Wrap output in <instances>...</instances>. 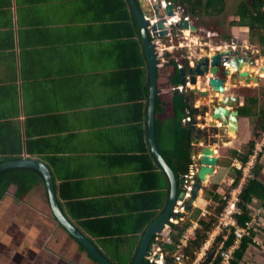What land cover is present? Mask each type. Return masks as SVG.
I'll use <instances>...</instances> for the list:
<instances>
[{
	"label": "crops",
	"instance_id": "obj_1",
	"mask_svg": "<svg viewBox=\"0 0 264 264\" xmlns=\"http://www.w3.org/2000/svg\"><path fill=\"white\" fill-rule=\"evenodd\" d=\"M127 1L0 0V164L24 158L45 163L62 212L111 264L134 263L145 232L171 196L150 145V77ZM180 53H170L172 58L158 66L157 99L163 106L156 111V140L174 172L176 134L189 126L182 111L199 120L190 107L202 110L205 101L191 90L208 89L199 78L197 86L188 82L175 95L183 80ZM226 87L232 88L229 82ZM240 102L243 106L242 96ZM252 138L251 120L240 117L238 135L214 145L219 167L207 177L196 209L211 207L207 188L217 186L221 197L235 188L236 173L224 163ZM258 168L264 185V147ZM183 177H177L181 187ZM16 191L11 185L0 200V264H97L56 219L45 183L21 197ZM248 208L254 230L243 264H264V208L258 199ZM189 216V211L180 215L183 221L176 225ZM168 233L166 226L163 234ZM187 245L172 258L185 261Z\"/></svg>",
	"mask_w": 264,
	"mask_h": 264
},
{
	"label": "water",
	"instance_id": "obj_2",
	"mask_svg": "<svg viewBox=\"0 0 264 264\" xmlns=\"http://www.w3.org/2000/svg\"><path fill=\"white\" fill-rule=\"evenodd\" d=\"M130 9L132 10L136 19L140 35L143 51L146 57L148 75L150 77V95H149V133L150 145L161 168L166 173L171 184V196L167 208L163 215L154 222L150 228L145 232L140 249L136 255L133 264H144L150 256L152 242L155 236L160 235L165 231L170 218H172L173 211L177 207L178 202H183L186 210L191 208L203 189L205 181L208 176H213L214 169L219 167V158L214 153V145L227 142L226 139L229 134L237 136L239 133V104L240 96L238 94L227 93L228 90L237 88L241 84L249 85L251 83H259V72L252 68L256 65L257 54L246 46L237 44V47L227 45L219 50L206 48L201 51L200 56L194 60V66L183 68L181 73L183 75L182 85L197 86L199 78L208 84L206 91H201L196 88L191 90L193 93L203 97L204 105L200 110L197 107H190L196 115H200V119H194L189 127L192 131V153L194 156L193 164L199 165V171L196 179V185L192 195L191 201L185 200L184 188L179 186L178 178L165 161L162 156L156 140V101L159 95L158 88V66L159 58L155 49V45L150 42L146 27L148 21L144 20V16L153 18H163L165 13L169 16L174 15L176 4L174 2L161 8V1L156 0L153 3H148L146 0H128ZM184 14L188 12L185 5ZM165 19L158 22L157 26L162 28ZM188 21L182 23L183 28H188ZM174 25L172 26V28ZM195 33L198 32L197 24L190 26ZM165 33H161L164 35ZM235 42H237L235 40ZM218 43V42H217ZM228 64V67H224ZM232 69V71H231ZM260 72H264V66H261ZM229 82L232 88L226 89V84ZM228 86V85H227ZM175 95H179V89H174ZM186 95V93H184ZM219 94L222 96H219ZM218 95V96H216ZM211 96V98H209ZM187 101L190 102V97L187 96ZM211 100V101H210ZM209 102V104L207 102ZM207 103V104H206ZM210 120L208 121V117ZM204 126L202 127L198 126ZM218 125L220 127L218 128ZM14 168H32L40 171L43 175L44 183L49 196V202L58 222L66 229V231L77 240L90 254L97 264H111L96 248V246L85 236H83L74 225L66 218L60 208L57 198L55 181L53 174L49 167L40 160L32 158H24L20 160L7 161L0 164V172ZM179 189L183 191L179 193ZM214 253H209L206 260L202 264H208ZM156 259H160L157 256Z\"/></svg>",
	"mask_w": 264,
	"mask_h": 264
},
{
	"label": "trees",
	"instance_id": "obj_3",
	"mask_svg": "<svg viewBox=\"0 0 264 264\" xmlns=\"http://www.w3.org/2000/svg\"><path fill=\"white\" fill-rule=\"evenodd\" d=\"M182 5H186L189 14L193 18H199L198 16L202 15H212L218 16L228 8L227 0H171ZM128 3V1H127ZM129 4V3H128ZM234 16L237 20H232L231 25H239L242 27H247L248 32L242 31L244 36H248L250 42L253 44L264 43V0H240L234 5ZM232 6V7H233ZM133 25L135 27V32L138 34L137 23L135 17L131 12ZM226 38L230 39L231 36L227 35ZM182 55H177L180 62L183 64L184 68L189 67V60L185 57L184 53ZM249 88V87H248ZM252 88V87H251ZM256 88V87H255ZM253 89H246L245 94L241 96L244 98V104L242 106L241 102L239 104L240 117L249 118L251 120L252 127V140L243 147L242 151H232L229 156V159L224 163L225 167L230 168L233 160H239L241 163L246 164L249 161L250 156L253 154L256 141L261 138V135L264 132V89L257 92ZM262 92V93H261ZM162 103L160 99L156 101V111L157 114L162 108ZM189 116L185 111H182V118ZM159 122H157V126ZM191 138L192 131L189 126L179 127L176 134V148L179 153L177 157V166H175V173L177 177L180 178V175L185 176L189 173V168L191 166V158L189 157V151L191 150ZM260 161V158H259ZM1 162V161H0ZM173 166V163H171ZM258 166L254 171L255 178L250 180L240 196L239 207L242 211V216H237V220L241 226H244L245 223L250 222V210L248 205L252 203L254 199H258L262 202V207L264 208V185L258 181ZM242 179L241 172L236 170L235 178V188L239 185ZM39 182L44 183L43 175L40 171L32 168H14L8 169L0 172V200L4 194L8 191L11 185L17 187V196H23L28 193L33 186ZM218 187L213 186L212 192L205 193V200L213 201L214 204H218V208L214 213L207 217H202V211L199 209L189 208L190 216L183 225H171L172 231L171 234L172 244H162L163 251L167 253L165 257L166 264H176V259L172 258L178 247L180 246L181 239L184 233L190 229L193 223H197L199 228L195 231L194 237L188 242V245L185 249L186 256H191L190 258L194 259V253H198L202 247L205 245L210 235L216 228V225L219 221L221 214L223 213L227 200L229 197V192L224 198H221L218 195ZM251 237L244 238L239 249L236 250L233 254V260L231 264H243L244 256L247 252L249 245L251 244ZM222 238H218V242ZM154 241V240H153ZM234 238L230 236L229 240L225 243V250H229L233 245ZM221 259L219 258L213 264H220ZM210 262L209 264H211ZM144 264H150L147 260Z\"/></svg>",
	"mask_w": 264,
	"mask_h": 264
},
{
	"label": "built area",
	"instance_id": "obj_4",
	"mask_svg": "<svg viewBox=\"0 0 264 264\" xmlns=\"http://www.w3.org/2000/svg\"><path fill=\"white\" fill-rule=\"evenodd\" d=\"M148 3H153L156 0H146ZM161 1V8L166 7L168 4L172 3L171 0H160ZM176 8L174 11V15L169 16L165 13L163 18H156L153 16V18L144 16V20L148 21V26L146 27V30L148 32V36L150 39V42L155 45L156 52L158 54L159 58V64H164L165 62H168L172 57H170V53H177L182 52L185 54V57L189 60V66H194V60L197 59L196 56V47L197 45H203L202 48H199V51H203L204 47H208L209 49H221L223 47H227V45H231L233 47H237V43L235 42V39L231 42H222L217 43L216 45H210L208 43H202L200 39V27H198V32L195 33L191 30L190 26L192 24H196L194 22V18L187 12L184 14L185 8L182 4L176 3ZM162 19H165L164 26L160 28L157 26L158 22H160ZM188 21V28H183L182 23ZM174 27L172 28V26ZM165 33L164 35H161V33ZM208 37H211L212 34L210 31L207 32ZM248 47V46H246ZM200 56V53H199ZM176 60L178 62L179 69H183L184 66L180 62L179 58L176 57ZM257 60V59H256ZM224 67H228V64H225ZM232 71V69H231ZM259 76L261 77L260 67L258 68ZM208 81H206L207 83ZM251 85V84H249ZM248 85V86H249ZM191 86V85H189ZM192 87V86H191ZM208 87V84H207ZM179 89V91L183 92L186 90V86H178L176 87ZM191 89V88H190ZM218 96V95H216ZM219 96H221L219 94ZM222 97V96H221ZM211 101V100H210ZM209 104V103H208ZM201 106V105H200ZM209 117V116H207ZM186 124H190L193 121V117L190 114L183 120ZM220 125H218V128ZM204 128V126H203ZM264 136V134H263ZM264 147V140L262 143L257 144L255 147V150L253 154L250 156L249 161L246 164L241 163L238 161L234 167L237 171L241 172L242 174V180L240 182V185L237 188H232L229 192V197L227 200V205L221 214L218 224L213 231V233L220 231V236L217 238H212L213 233L210 235L208 241L205 243L204 248L201 250L202 252L199 254L200 256L198 259H196L197 263L199 264L198 260L200 257H207L206 254L203 253L204 249L211 246L213 247L215 243H219L216 250L211 249L210 253H214L211 264L221 259L220 264H231V261L233 260V254L236 250L239 249L242 241L244 238L251 237V234L254 230V223L248 222L245 223L244 226H241L240 223L237 220V216H242V211L239 207L240 204V196L242 195V192L244 190V187L246 184L255 178L254 171L257 168V164L259 162L260 155L263 151ZM215 155H218V152L215 150ZM199 171V165L193 164L191 166V169L187 175L183 177V188L185 191V200L184 201H191L192 195L194 192V188L196 185V179ZM233 186V185H232ZM195 205V204H193ZM188 210H186L183 202H178L177 207L173 211V217L169 219L167 228L169 229V233L166 234H160L155 236V241L152 246V252L149 257V262L151 264H165L164 262V255H163V248L161 247L162 244H172L170 230L172 228L171 225L178 224L179 221H183V218L180 217L182 214H186ZM203 217L208 216V212L202 213ZM198 225L194 224L193 227H191L186 234L183 235L182 240L180 242V248L183 247V245L188 244L189 242V236L194 235L195 231L198 229ZM230 236H233L234 241L233 245L229 250H225V243L229 240ZM222 238L221 241L218 242V238ZM178 247V248H179ZM187 247V246H186ZM209 253V252H208ZM157 256H160V259H156ZM176 260L178 261V264H183L184 257H177ZM206 260V259H205ZM196 261L194 264H196ZM209 262V263H210ZM208 263V264H209Z\"/></svg>",
	"mask_w": 264,
	"mask_h": 264
},
{
	"label": "rangeland",
	"instance_id": "obj_5",
	"mask_svg": "<svg viewBox=\"0 0 264 264\" xmlns=\"http://www.w3.org/2000/svg\"><path fill=\"white\" fill-rule=\"evenodd\" d=\"M240 0H227L228 2V8L222 13V15H202V16H198L199 18H195L194 20H198L199 23L201 24L203 30H201V32L199 33L200 35V39L202 41V43H208L210 45H216L217 42L220 43V41L224 42H231L233 41V39H235L238 45H248L249 48H251L253 50V52H255V54H257L258 58L256 60V65L254 68H261V66H264V43H258V44H253L252 42H250L248 36H244L242 31L248 32V28L247 27H242L239 26L237 24L235 25H231V21L232 20H237L236 16H234V4L239 2ZM185 7V5H183ZM233 6V7H232ZM208 31H210L212 34L211 37H208ZM229 35L231 36L230 39L226 38V36ZM203 45H197L196 49L198 51L199 48H202ZM208 47H204V49H206ZM199 52V51H198ZM261 77H263L262 79H260L258 85L256 84H251V86L248 85H243L241 84L240 86H238L236 88V94L238 95H242L245 94L246 89H253L255 88V90L257 92L262 91V89H264V72L261 73ZM252 87V88H251ZM262 93V92H261ZM233 135V134H232ZM234 136V135H233ZM263 139H258L256 142L261 143L264 140V136L262 135ZM248 144V143H247ZM236 151V150H235ZM239 160H233L232 165L230 166L231 168V174H235L236 173V168L234 167V165H236L238 163ZM212 186L207 188L208 192H212ZM230 192L226 191L221 197L224 198L227 193ZM211 207L206 209V212H208V216L212 215L214 213V211L217 210L218 208V204H214V203H210ZM191 209H196L194 206L191 207ZM203 213V212H202ZM218 224V223H217ZM217 226V225H216ZM199 228V227H198ZM220 231H217L215 233H213L212 238H217L220 236ZM208 241V240H207ZM219 243H215L213 247L209 246L207 248L204 249L203 253L206 254L208 256V254L210 253V250H216L217 246ZM204 248V246L202 247V249ZM201 249V250H202ZM199 251L198 253H194L195 258L192 259L190 258L191 256H188V258L185 259V261H183V264H194L196 259L198 258V255L202 252ZM209 252V253H208ZM205 255H203V257H200V259L198 260L199 264H202L205 259L207 257H204ZM196 264L197 261H196Z\"/></svg>",
	"mask_w": 264,
	"mask_h": 264
},
{
	"label": "clouds",
	"instance_id": "obj_6",
	"mask_svg": "<svg viewBox=\"0 0 264 264\" xmlns=\"http://www.w3.org/2000/svg\"><path fill=\"white\" fill-rule=\"evenodd\" d=\"M260 79H262V77H260ZM188 115H190V114H188ZM154 241H155V238L153 239ZM154 241L152 242V246H153V244H154ZM152 246H151V251H150V254H151V252H152ZM150 257V256H149ZM149 257H148V259H149ZM147 259V261L149 262V260ZM159 260V259H158ZM164 260H165V258H164ZM165 262V261H164ZM176 262H178L177 260H176ZM150 263V262H149ZM151 264V263H150ZM165 264H166V262H165Z\"/></svg>",
	"mask_w": 264,
	"mask_h": 264
},
{
	"label": "flooded vegetation",
	"instance_id": "obj_7",
	"mask_svg": "<svg viewBox=\"0 0 264 264\" xmlns=\"http://www.w3.org/2000/svg\"><path fill=\"white\" fill-rule=\"evenodd\" d=\"M194 19H195V18H194ZM198 51H199V50H198ZM198 51H196V53H195L196 56H197V58L199 57V53H201V51H199V52H198ZM189 67H190V66H189ZM239 96H240V95H239ZM192 117H194L193 120L196 118V116H192ZM196 119H197V118H196Z\"/></svg>",
	"mask_w": 264,
	"mask_h": 264
},
{
	"label": "bare ground",
	"instance_id": "obj_8",
	"mask_svg": "<svg viewBox=\"0 0 264 264\" xmlns=\"http://www.w3.org/2000/svg\"><path fill=\"white\" fill-rule=\"evenodd\" d=\"M215 153V152H214Z\"/></svg>",
	"mask_w": 264,
	"mask_h": 264
}]
</instances>
